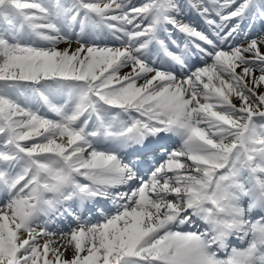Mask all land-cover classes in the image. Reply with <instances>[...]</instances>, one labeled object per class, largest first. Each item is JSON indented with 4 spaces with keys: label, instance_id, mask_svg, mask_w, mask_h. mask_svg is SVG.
<instances>
[{
    "label": "snow or ice",
    "instance_id": "1",
    "mask_svg": "<svg viewBox=\"0 0 264 264\" xmlns=\"http://www.w3.org/2000/svg\"><path fill=\"white\" fill-rule=\"evenodd\" d=\"M257 20L264 0H0V264H264V34L235 43Z\"/></svg>",
    "mask_w": 264,
    "mask_h": 264
},
{
    "label": "bare ground",
    "instance_id": "2",
    "mask_svg": "<svg viewBox=\"0 0 264 264\" xmlns=\"http://www.w3.org/2000/svg\"><path fill=\"white\" fill-rule=\"evenodd\" d=\"M181 3H183V2H181ZM185 10H186L188 13L190 12L189 9H188L187 7H185ZM190 15H192V14H190ZM247 33H248V36H249V35H250V32H247ZM262 34H264V33H262ZM260 35H261V34H260ZM105 41H106V42H109V43H117V41H114V40L111 39L110 37L107 38ZM236 41H240L241 44L245 43V39H243V42H242L241 39H240V36L237 38ZM58 47H60V48H65V47H67V45L64 44V43H61L60 45H58ZM72 47H73V48L76 47V43H75V41L73 42ZM262 51H264V49H262ZM126 72H128L126 68H122V69H121V75H123V74L126 73ZM140 83H142V81H140ZM260 91H264V88H261ZM233 101H234V103H235L237 106H239L240 101H239L238 99L235 98ZM3 200H5V198H4L2 195H0V203H1ZM85 216H87V213H85ZM96 219H97L96 216L93 215V216H92V222H96ZM70 221H71V218H67V219H65L64 221H62V220H57L55 224H51V225H49V228L51 229L50 232L55 233V236H53V237H44L43 239H44V240H46V239H54V240L59 241V240H60L61 233H62V232L66 233V232L69 231ZM73 225H74V224H73ZM73 225H71V226H73ZM38 230H39V229H38ZM237 243H238V242H237ZM238 245H240V246H244V245H242V244H240V243H238ZM65 255H66L68 258H71V256H72V251L69 249V250L65 253Z\"/></svg>",
    "mask_w": 264,
    "mask_h": 264
},
{
    "label": "rangeland",
    "instance_id": "3",
    "mask_svg": "<svg viewBox=\"0 0 264 264\" xmlns=\"http://www.w3.org/2000/svg\"><path fill=\"white\" fill-rule=\"evenodd\" d=\"M141 1H142V2H145V0H141ZM135 5H136V6H139L140 4L136 2ZM183 14H188V13H187V12H184ZM187 16H189V15H187ZM189 18H190V16H189ZM180 20H182V22H184V23H189V21H190L189 19H187V18H185V17H183V16H181ZM101 45L104 46V44H101ZM209 62H210V61H209ZM202 65H203V64H202ZM198 66H200V64H195V65L193 66V69H194L195 67H198ZM126 69H127V71H130L129 68L126 67ZM4 201H5V200L2 201V204H3ZM2 204H1V205H2ZM43 241H44V239L42 238L41 241H40L41 244H43Z\"/></svg>",
    "mask_w": 264,
    "mask_h": 264
}]
</instances>
